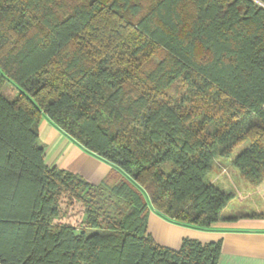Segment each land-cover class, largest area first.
<instances>
[{
	"label": "trees",
	"instance_id": "obj_1",
	"mask_svg": "<svg viewBox=\"0 0 264 264\" xmlns=\"http://www.w3.org/2000/svg\"><path fill=\"white\" fill-rule=\"evenodd\" d=\"M42 118L112 170L48 166ZM244 142L264 189V0H0V264H217L219 241L161 245L148 213L227 219L206 176Z\"/></svg>",
	"mask_w": 264,
	"mask_h": 264
},
{
	"label": "crops",
	"instance_id": "obj_2",
	"mask_svg": "<svg viewBox=\"0 0 264 264\" xmlns=\"http://www.w3.org/2000/svg\"><path fill=\"white\" fill-rule=\"evenodd\" d=\"M37 130L48 166L78 173L93 183L112 170L109 163L83 149L46 118L40 120ZM147 230L157 243L171 248H178L183 238L219 241L217 264H264V219L227 217L210 229H198L168 221L150 209Z\"/></svg>",
	"mask_w": 264,
	"mask_h": 264
},
{
	"label": "rangeland",
	"instance_id": "obj_3",
	"mask_svg": "<svg viewBox=\"0 0 264 264\" xmlns=\"http://www.w3.org/2000/svg\"><path fill=\"white\" fill-rule=\"evenodd\" d=\"M3 95L13 100L18 95L17 87L9 80H5L1 86ZM247 145L246 142L235 147L231 155L213 157L211 169L206 176V180L223 191L232 194V198L223 208L221 215L223 217H243L244 215H252L264 213V189L260 186L250 184L246 179L240 176L238 170L234 167L232 161L236 155ZM173 164L168 162L164 165L165 172H169L173 168ZM126 178L124 174H121ZM79 208H75V212H79ZM83 217L80 214L71 215L58 221L76 223Z\"/></svg>",
	"mask_w": 264,
	"mask_h": 264
}]
</instances>
